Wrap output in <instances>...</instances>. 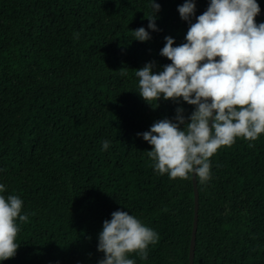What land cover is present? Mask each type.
Returning a JSON list of instances; mask_svg holds the SVG:
<instances>
[{"label": "trees", "instance_id": "1", "mask_svg": "<svg viewBox=\"0 0 264 264\" xmlns=\"http://www.w3.org/2000/svg\"><path fill=\"white\" fill-rule=\"evenodd\" d=\"M184 2L155 0L152 31L151 0H0V195L19 196L29 214L17 220L15 256L0 264H98V234L117 210L159 235L147 259L129 255L135 264H189L192 176L158 174L137 133L195 106L162 96L149 105L135 76L146 63L154 73L171 63L159 54L164 37L186 42ZM194 3L199 16L210 0ZM140 27L149 40L134 39ZM210 164L206 183L196 177L193 264H264V134L237 138Z\"/></svg>", "mask_w": 264, "mask_h": 264}, {"label": "clouds", "instance_id": "2", "mask_svg": "<svg viewBox=\"0 0 264 264\" xmlns=\"http://www.w3.org/2000/svg\"><path fill=\"white\" fill-rule=\"evenodd\" d=\"M150 7L147 27L159 31L155 21L160 5L151 0ZM195 9L194 0L177 8L189 25L186 42L174 47V39L164 37L159 54L171 63L158 73L153 72L154 62L135 71L138 94L149 105L162 96L174 102L182 99L194 110L185 117L178 107L173 120L155 121L137 136L152 146L147 156L158 174L182 180L191 175L203 184L211 178L210 158L218 149L231 147L237 138L255 141L264 134V22L255 21L260 12L256 0H210L199 16ZM132 33L141 42L151 38L144 27ZM126 74V69L120 71ZM109 146L103 141L102 150ZM5 190L0 184V193ZM22 206L17 195H0V261L14 257L19 247L17 220L21 224L29 220V214H21ZM158 240L152 228L117 210L98 234L97 251L104 254L98 264H135L129 255L147 259L149 245Z\"/></svg>", "mask_w": 264, "mask_h": 264}, {"label": "water", "instance_id": "3", "mask_svg": "<svg viewBox=\"0 0 264 264\" xmlns=\"http://www.w3.org/2000/svg\"><path fill=\"white\" fill-rule=\"evenodd\" d=\"M261 17H264V11H260L259 14L255 17V20ZM192 179H193V187H194L195 213H194L193 228H192L191 242L189 249V264H193L195 237H196V229H197V212H198V190L196 186V177L192 176Z\"/></svg>", "mask_w": 264, "mask_h": 264}]
</instances>
